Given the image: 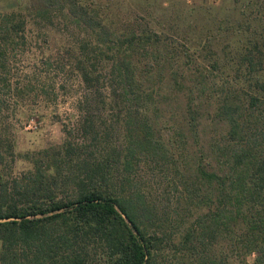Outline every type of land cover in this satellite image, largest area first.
Wrapping results in <instances>:
<instances>
[{"label":"trees","instance_id":"obj_1","mask_svg":"<svg viewBox=\"0 0 264 264\" xmlns=\"http://www.w3.org/2000/svg\"><path fill=\"white\" fill-rule=\"evenodd\" d=\"M33 2L0 11V83L27 32L63 18L74 29L55 61L89 94L78 136L27 181L9 178L0 104V264H264V0H235L243 11L215 27L170 14L175 34L138 19L120 30L99 0ZM209 56L210 72L197 63ZM152 162L174 165L184 189L153 191Z\"/></svg>","mask_w":264,"mask_h":264},{"label":"rangeland","instance_id":"obj_2","mask_svg":"<svg viewBox=\"0 0 264 264\" xmlns=\"http://www.w3.org/2000/svg\"><path fill=\"white\" fill-rule=\"evenodd\" d=\"M99 1L106 15L117 22L116 26H119L120 30L128 31V28L132 27L130 24L138 19L140 24H149L155 30H164L168 32L167 34H175L178 30L177 27L174 29L169 27L171 23L167 17L170 14L172 16L178 13H188V16L191 14L190 19H194L196 26L200 28L208 24L215 27L225 17L236 16L243 11L241 3L235 0ZM21 3L32 5L34 2L33 0H0V11L11 10L12 7ZM190 7L194 9L193 12L189 9ZM115 12L118 14L121 12L122 16H115ZM41 20L38 23V29L34 27L27 32L26 44L23 48H19L10 60L7 74L9 81L5 85L0 83V104L8 115L7 130L15 140L17 154L9 178L25 181L29 172L35 167L33 160L40 159L45 150L62 144L70 136V131L78 136L76 124L83 117L82 107L89 94V90L75 75L66 72L55 61L62 59L63 48L72 39L71 32L74 25L67 26L63 18H55L52 22ZM122 24L125 27L120 26ZM223 27L225 29L229 26ZM191 35L187 32L183 42L185 40L188 42ZM239 36L236 33L235 37L239 38ZM212 59L211 56L204 60L200 58L197 63L202 62L201 67L204 71L210 72L212 67L209 60L212 61ZM218 74L219 72L216 75ZM195 92L198 93V91ZM172 105L179 110L184 109L185 100L180 103L172 102ZM100 115L102 113H98L96 118L98 119ZM201 134L207 146L213 133ZM199 154L201 155L200 151ZM156 164L152 162L151 165H145L142 168L143 177L151 183L153 191L163 192L170 179H175L173 181L178 184V190L184 189L181 173H177L174 165L163 164L160 169ZM153 168L155 170H152ZM6 176L1 180H6ZM172 186L170 185L173 190ZM255 256V253L248 256V264H253ZM233 263L240 264L236 261Z\"/></svg>","mask_w":264,"mask_h":264}]
</instances>
